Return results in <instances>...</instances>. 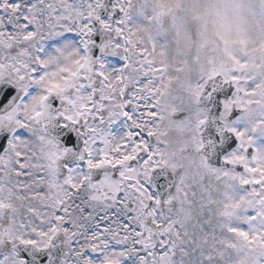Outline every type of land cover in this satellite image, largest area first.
<instances>
[{
	"label": "snow or ice",
	"instance_id": "6c2138e0",
	"mask_svg": "<svg viewBox=\"0 0 264 264\" xmlns=\"http://www.w3.org/2000/svg\"><path fill=\"white\" fill-rule=\"evenodd\" d=\"M129 3L130 0H113L112 12L118 14L119 19L110 22L111 14L107 20L101 14V9L106 7L105 0H0V81L7 78L22 94L20 99L0 113V129L15 133L8 140L7 148L0 153V192L6 187L4 178L5 170L11 164L10 155L15 156V176L31 175L25 171L29 167V163H26L29 157L26 151L19 149L20 141L23 140L25 145L28 141L23 132H17V129L26 130L28 125L19 120L18 109L37 96L40 106L33 113V120L42 134L36 139L50 146V150L45 152L39 149L45 161L41 164L38 162L41 157L36 156L34 149L32 156L35 162H31L30 166L33 169L46 168L50 175V189H57L53 214L28 207L27 214L33 219H29L27 224L21 221L17 225L20 232L15 236L11 234L9 205L0 199V264H37V257L38 264H54L45 253L52 250L54 242L61 236L63 249L58 264H185L188 245L201 249L198 264H218V261L219 264H264V148H253L255 127L249 131L236 126L243 119L241 113L244 112V104L252 103H241L240 93H255L245 91L236 75L224 76L212 72L208 77L210 81L220 78L234 88L231 98L222 102V110L220 105L217 106L216 119L222 133L235 137L221 151L227 152L233 145L236 147L225 158L223 167L210 166L202 154L201 165L203 169L216 173L218 179L230 178L238 182L243 190L238 199L228 197L221 215L231 217L244 208L245 216L243 224L222 226L228 235L220 240L221 247L212 248L205 254L200 241L193 240L185 223L190 211L189 197L195 195L192 189L203 187L201 168L186 172L182 164L170 163L163 158L165 153L161 145L165 142L162 139L156 140L151 151L144 139H136L141 132H146L150 138L157 135L154 126L158 125H154V122L164 118L160 105L166 77L164 69L154 65L147 50L126 34ZM97 25L102 34H111L116 38L102 40L99 44L101 53L119 56L124 61L123 66L115 71H109L104 63L93 59L90 54L94 46L91 37ZM41 28H46L52 37L73 31L81 37L79 51L83 64L78 73L71 74L74 78L71 81L66 79L63 86L49 81L50 87L40 88L48 71L45 56L49 53L40 45V41L46 39ZM15 33H19L23 41L19 47L14 42ZM60 47L61 43L52 52L59 51ZM33 52L36 53L34 56ZM117 52L121 54L117 55ZM130 87L131 92L128 91ZM204 91L205 86L201 85L196 92L197 103ZM116 93L118 111L107 112L105 105L113 102ZM11 95L12 88L3 91L0 105H4ZM53 96L63 105L55 115L48 103ZM128 106H131L133 113L126 111ZM202 111L203 115L197 121L199 153L204 149L199 130L209 119L207 112ZM177 114L175 111L171 113L173 117ZM106 115L110 123L117 117L126 118L130 122L127 127L131 129L119 135L120 143L110 150L109 137L114 135L100 126L88 125L89 117L98 118L103 124ZM58 118L68 122L62 127L84 121V131L80 135L86 139L79 154L73 155L76 159L84 160L89 170L74 179L75 170L68 168L62 186L54 181L59 177L60 161L68 156L71 149L60 147L46 134V128ZM4 139L0 138V148L4 147ZM67 142L72 143L71 135ZM141 154H145L146 158ZM117 167L118 178L113 179L109 173H105L101 179L93 181L94 170ZM158 167H167L174 173L179 170L174 190L162 199L151 194L142 182ZM36 179L40 180V177ZM84 182L97 192L89 196V200H103L106 207L118 209L122 218L108 221L106 216L100 217L90 229L70 222L67 218L70 214L67 199L78 193ZM62 187H67L70 192H62ZM16 188L23 190V183L18 181ZM29 198L44 199L45 195L30 193ZM77 208L85 219L91 215V209L83 203ZM86 209L89 211L86 212ZM191 264H197V261L193 259Z\"/></svg>",
	"mask_w": 264,
	"mask_h": 264
},
{
	"label": "clouds",
	"instance_id": "9594fccd",
	"mask_svg": "<svg viewBox=\"0 0 264 264\" xmlns=\"http://www.w3.org/2000/svg\"><path fill=\"white\" fill-rule=\"evenodd\" d=\"M205 9L208 10L211 17V13L214 11L216 18L219 22L225 20L235 21L238 19L240 14H243L253 26L254 32L261 33L260 39L256 40V46L259 47L260 44L264 43V10L257 6L250 5L248 0H201L198 8L192 9L193 12H204ZM186 26L190 30H194L195 21L192 20L191 14L186 13L185 19ZM206 46L209 48L215 47L217 53L221 50H232L233 52L239 51L238 45L225 44L224 40L233 41L238 39V33L232 30H224L218 27L219 35L213 34L211 31V25L206 24L204 26ZM47 39L52 38L48 33L46 28H41ZM126 34L130 38L140 44L145 50H147L150 58L160 63V58L155 55L151 48L150 38L138 30L136 34L133 35L129 27H125ZM15 44L19 47L23 45L21 36L19 33H15ZM80 45L73 40L66 39L61 42L60 50L53 53L50 51L47 56H45V63L48 65V71L44 82L40 85L41 89H46L50 87L49 81L53 83L64 85L65 80L71 81L72 73H78L80 67L83 64L81 60V53L79 51ZM6 54V53H3ZM36 53L33 52L34 56ZM117 55L121 53L117 52ZM220 63L222 67L217 66V61L212 60L209 63H193L187 66L186 69L182 70L176 75H172L167 71L164 75L168 77L167 81H164L163 96L161 97V112L163 115V120L154 122V131L156 132V137L153 138L154 142L157 139H162L165 143L161 145L162 150L165 155L163 158L167 159L170 163L182 164L184 171L188 172L192 168L200 167L202 165L200 161V153L197 151V141H198V131H197V121L203 115V111L198 107L196 92L199 91L201 85L206 86L210 80L209 75L212 72H217L220 75L231 76L233 73L229 71L230 62L227 59H221ZM110 78L111 74H110ZM112 94V93H107ZM253 99V98H249ZM256 101H260L256 103ZM118 100V93L113 96V102L106 104L105 108L107 112H117L116 107ZM40 100L37 97L30 99L25 104H23L18 109V118L24 124L28 125V128L24 131L30 134L27 138L28 143L25 145L24 141H20L19 149L21 151H26V155L29 160V167L25 170L31 175H24L17 177L13 174L15 169V156L10 155L9 159L11 161L10 166L5 170V184L3 192H0V199L9 205L8 215L11 219L10 228L12 229V235H18L20 229L17 225L23 221L27 224L29 217L26 209L28 207L39 208L42 212H46L51 215L54 212L55 204L54 200L57 195V189H50V175L46 168L33 169L31 168V162H35V158L32 156V151L36 150V156L41 157L39 149H43L45 152L50 150V146L44 144L36 139L38 135H41L39 125H37L33 120V113L39 110ZM175 112H185L186 116L183 120H173L171 113ZM244 114L245 120L249 125L248 130L250 131L255 127L256 132L264 135V123H257L258 121H264V88H261L257 93V99H253L252 104H244ZM119 118V117H117ZM108 117L105 116L107 121ZM150 123H153L150 121ZM99 127V126H97ZM147 131V129H145ZM110 143L108 145L109 150L114 148L118 143H120V136L109 137ZM113 156L116 153H112ZM44 164L45 161L41 157L38 161ZM84 172L75 171L74 179H78L79 175ZM39 176L40 180L36 177ZM143 180L144 177L141 176ZM22 182L24 185L23 190L18 191L16 188L17 182ZM56 182L58 185H63V178H59ZM225 179L219 178L215 185V190L220 192L222 190L221 186L224 184ZM62 192H70L67 187H62L60 189ZM30 193H41L45 195L44 199H30ZM97 192L91 189L87 182H84V186L79 190L78 193L72 195L71 199H67V206L70 209V214L67 217L70 222H76L84 227L90 229L93 224L94 219L101 213H107L109 209L105 206L103 200H89V196L96 195ZM64 198V197H62ZM83 203L87 208L91 209V215L88 219H85L78 212L77 206ZM217 210L216 205H210L208 208L209 212ZM250 214V213H248ZM242 227H247V225H241Z\"/></svg>",
	"mask_w": 264,
	"mask_h": 264
},
{
	"label": "rangeland",
	"instance_id": "374dc122",
	"mask_svg": "<svg viewBox=\"0 0 264 264\" xmlns=\"http://www.w3.org/2000/svg\"><path fill=\"white\" fill-rule=\"evenodd\" d=\"M164 1L165 0H146V2H145V10H148L150 14H153V12H151L153 9L147 7L146 5L148 3H150L153 6V8H156V7L160 6V4H162ZM169 1H172L173 3H177L178 0H169ZM248 1H260V0H248ZM190 2L192 4H194V5L196 4L197 8H198L200 3H201V0H190ZM249 4H250V2H249ZM260 9L264 10V8H260ZM192 20L195 21L194 30H190L189 27L186 26V24H183V25L181 24L182 25V30L179 28V30L177 32L178 34L176 33V39H175V37H173V39H175V41L178 42V45L181 46L180 47V51L182 50L183 54H186V51H187L188 55H191V59L200 58V60H201L200 63L202 62V63L207 64V63H209L210 61L213 60V57H212L210 48L206 46L207 42L205 40V31L202 30V29H204V26L206 24H210L211 28L213 27L214 31L219 33L218 27L220 29H222V25L221 24L215 25L213 23V20L210 17L207 9H205L204 12H199V14H197V15H193ZM151 22L154 24V27H156L153 17H151ZM221 23L222 24L224 23L225 30L234 29L236 31V30L240 29L239 34H241V36H239L238 39H236V40L230 41L229 43L232 44V45H238L239 46V50L240 51L238 52V54H239V56L241 58L240 59V63L241 64L244 63L246 58L244 56L243 51H241V50H244V47L247 45L246 43H249V41H251V40L253 41L254 38H255V36H250V31L253 30L252 24L249 23V21H245V18H244L243 14H240L238 19H236L235 21L225 20V21H223ZM249 24H251V25H249ZM166 25H168L167 30L170 33L174 31L175 25H174V22L172 20H169ZM126 26H128L130 28V26L128 24ZM143 26L147 27V25H144V24H143ZM133 29H135V28H133ZM139 29H141V27ZM156 30H158L157 27H156ZM73 32H69V33H66V34H61V36H59V37H52L50 39H47V38L43 39V40H41L42 42L40 43V45H42L43 48H45V49H49V52H50L56 46H58L60 44L59 43L60 41L69 39V37L71 35L73 37V35H74ZM77 37H78V39L81 38L79 34L77 35ZM155 44H153L155 47H154V50H153V46H152V50H153V52H155L156 56H162V53L164 55H166L165 45H163L164 46V50H165V51H163L162 46L158 45L159 43H155ZM156 46H157V48H156ZM260 48L262 50L261 53H264V44ZM260 48L258 47L257 49H260ZM156 51L159 52V53L157 54ZM258 52L259 51H257V53ZM189 57L190 56H188V58ZM110 58L112 59V61L114 63L115 62L114 56H110ZM231 58H233V56H230L229 58H226V59H230L228 61L230 63H233V60ZM108 59H109V57H108ZM108 59L104 60V64H105L106 68L108 70H110L111 69L110 61H108V63L106 64ZM215 60L216 61L218 60L217 57L215 58ZM160 61H161L160 62L161 65L164 67L163 60L160 59ZM153 63H155V61H153ZM236 64H239V63L237 62ZM250 64H251V66L252 65H256L258 67V71L260 70V68H263V64H257V63H250ZM115 65H117V64H115ZM217 66L221 67L219 65H217ZM178 69H179V67H177V66L173 67V70H172L171 74L172 75H176V72L178 71ZM112 71H114V66H113ZM174 71H176V72H174ZM253 71H255V72L252 73L253 75H250L249 77H247L246 73H245V65L242 66V73L244 75V76L241 75V77H240V79H242L244 81V83L242 84V88H244V87L249 88L247 85H245L246 84V79L247 80H253V82H250L252 84H256V83L261 82L262 78L260 79V77L264 76V71L261 72V73L260 72L257 73V68H256V70H255V68H253ZM256 73L259 74V75H256ZM243 95H244V93H243ZM244 96H245V100L246 101L250 100L249 98L251 96H249V95H244ZM262 138H264V136H262ZM206 170H207V172L205 173V176L207 174H209L210 172H212L209 169H206ZM201 171L203 172V171H205V169H202ZM169 172L173 173L172 170H169ZM203 180H205V179L203 178ZM217 180H218V178L216 176L215 181L213 183H210L211 184L210 188H206L205 187V188L202 189V193H203L204 197L207 199L206 201L203 200L202 195H201L200 192L195 197L190 196L189 199L191 201V204H190L189 207H190V210H191L192 213H190V214L188 213V217H187V220L185 222L186 225H188V224H192V225L196 224L197 225V224L203 223L202 221L205 220L204 223H203L204 226L206 228L212 230V232H213V235H212L213 244L212 245L209 244L210 248H206L205 249L206 253H208L212 248H220L221 247L220 240L228 235V233L225 230V227H222V226H226L229 223H232V224H243V218L245 216V212H244L245 210L241 211L240 213H238V215H240V217H241L238 220H234L233 216L225 217V216L221 215V212L223 210L220 211L218 206H217V201H218V195L219 194H217L216 193L217 191L215 190V185H216ZM231 182H233L232 185H235L236 181L232 180ZM236 184H238V182H236ZM225 186H226V184H223L221 187H225ZM239 188H240V186L238 185L237 186L238 191H240ZM240 192L242 193V191H240ZM213 201H214V203L212 204ZM210 205H216V209L217 210H215L213 212H209V211L206 212V207L209 208ZM197 206H199V207L196 210ZM202 213H204V215H202ZM236 216H237V214H236ZM223 217H225V219H223ZM204 246L208 247L207 243H204ZM218 264H219V261H218Z\"/></svg>",
	"mask_w": 264,
	"mask_h": 264
},
{
	"label": "bare ground",
	"instance_id": "6f19581e",
	"mask_svg": "<svg viewBox=\"0 0 264 264\" xmlns=\"http://www.w3.org/2000/svg\"><path fill=\"white\" fill-rule=\"evenodd\" d=\"M229 196H230V194L227 195L226 193L219 194V198H218V201H217V206H218L219 209L225 204V202H226V200L228 199ZM197 231L200 232L202 236H205L207 238H211L212 237V233L211 232H205L204 231L203 223H200L198 225ZM206 241L208 243H210V244H213L212 241H209V240H206ZM201 245L203 247V244H201ZM189 246H192V245H189ZM193 249H194V251L192 253H193L194 257L190 258L188 256L185 259L192 260V261H193V259H195L197 261V264H198V261H199L200 255H201V249L200 248H196V247H193ZM203 252L205 253L204 249H203ZM185 264H191V263L188 262V261H185Z\"/></svg>",
	"mask_w": 264,
	"mask_h": 264
}]
</instances>
